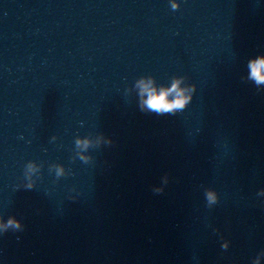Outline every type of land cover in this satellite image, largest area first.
<instances>
[{"label": "clouds", "instance_id": "clouds-1", "mask_svg": "<svg viewBox=\"0 0 264 264\" xmlns=\"http://www.w3.org/2000/svg\"><path fill=\"white\" fill-rule=\"evenodd\" d=\"M173 9L177 8L175 0L172 2ZM249 78L254 80L257 85L264 84V56L250 60L248 64ZM182 79H175L170 87L154 86L152 80H141L139 82L142 96V108L154 112L158 115L175 114L184 110L192 101L195 86L188 89L181 87ZM29 189L31 184L27 186ZM159 192L162 189H155ZM207 199L210 203L215 202L216 195L213 191L207 193ZM9 229L13 231H22L24 225L16 217L12 216L6 222L0 218V234L7 233Z\"/></svg>", "mask_w": 264, "mask_h": 264}]
</instances>
